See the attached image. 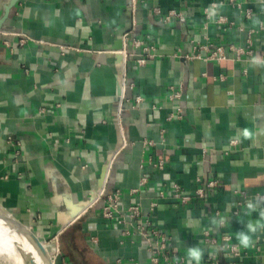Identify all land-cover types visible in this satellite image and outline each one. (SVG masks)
I'll return each mask as SVG.
<instances>
[{
  "label": "crops",
  "instance_id": "crops-1",
  "mask_svg": "<svg viewBox=\"0 0 264 264\" xmlns=\"http://www.w3.org/2000/svg\"><path fill=\"white\" fill-rule=\"evenodd\" d=\"M211 45L226 58L205 59ZM254 58L264 60V0H0V203L58 246L52 264H188L190 247L200 264H264V230L247 248L237 239L264 209ZM115 191L120 212L107 219ZM133 204L167 236L158 262L118 222Z\"/></svg>",
  "mask_w": 264,
  "mask_h": 264
},
{
  "label": "built area",
  "instance_id": "built-area-1",
  "mask_svg": "<svg viewBox=\"0 0 264 264\" xmlns=\"http://www.w3.org/2000/svg\"><path fill=\"white\" fill-rule=\"evenodd\" d=\"M234 1V0H230ZM180 16V19H182L181 14L178 13ZM138 44V42H135ZM203 50H206L208 53L205 57V59H211V60H223L226 58L225 54V49L221 45H211L210 47L204 46L202 47ZM194 56L197 57H202L199 54H196ZM151 57V55H149ZM137 63L139 65H144L146 63V58L145 57H138ZM123 81H125V78H123ZM180 96V92L178 90H175L174 87H170V92H169V99L174 100ZM135 103L138 105L142 101V97H136L135 98ZM179 112V111H178ZM178 117H180V113L176 114ZM173 115H169L168 119H170ZM145 144H151L150 141H144ZM149 163L158 168H163L164 167V162L161 161H149ZM142 166V165H141ZM146 182V177L143 175L141 177L140 183L144 184ZM215 182L210 181L207 183V186L211 187L214 186ZM174 188L178 189L176 184H173ZM204 187H199L196 189L195 194L199 197H202L204 194ZM104 193V189L102 188L101 192L99 193V197ZM160 196H163V193L160 192ZM174 196L179 197L183 203L190 201V197L188 195H180L178 192L174 193ZM119 200H120V195L118 191H115L113 193H110L107 196V203L102 207V214L105 218L107 219H116L117 214L120 212L119 209ZM156 205L155 201H152L150 203V208H154ZM142 211L139 205L133 204L130 205L127 210L125 215H122L121 218L118 219V222H125L128 225H132L134 232L139 233V235L142 236L144 239V243L146 246V250L149 254L150 260L152 262H158L159 259L161 258V255L163 253H166L165 249L167 247V236L165 233L161 232L159 229L154 228L152 225L150 226L148 219L146 218L145 220L141 219ZM123 234H130V230L126 229L122 231ZM205 238L207 241L214 243L215 240L210 236V233L208 231L205 232ZM223 239L226 241L225 247L230 250L233 254L237 255L239 254L238 249L232 245H229L228 241L230 239L229 236L225 235ZM59 249L58 246L54 247V251L52 253V258H54L56 255H58ZM164 258L166 260V264H181L180 261H175V259H169L167 256ZM212 264H217V262L212 259L210 261Z\"/></svg>",
  "mask_w": 264,
  "mask_h": 264
},
{
  "label": "bare ground",
  "instance_id": "bare-ground-1",
  "mask_svg": "<svg viewBox=\"0 0 264 264\" xmlns=\"http://www.w3.org/2000/svg\"><path fill=\"white\" fill-rule=\"evenodd\" d=\"M43 246L48 256L40 253L32 239L18 227L0 218V254L10 258L13 264H51V249L44 243Z\"/></svg>",
  "mask_w": 264,
  "mask_h": 264
},
{
  "label": "clouds",
  "instance_id": "clouds-1",
  "mask_svg": "<svg viewBox=\"0 0 264 264\" xmlns=\"http://www.w3.org/2000/svg\"><path fill=\"white\" fill-rule=\"evenodd\" d=\"M253 65H260L264 64V60L260 58H254L252 61ZM244 135H248L247 130H245ZM247 208L249 212L256 210V206L252 202H248ZM260 219L256 222H249L246 225L247 232L241 231L237 233V239L239 240L240 244L247 248L252 243L251 236L248 233H255L258 229L264 230V209L260 210L259 213ZM221 223H224L221 221ZM203 252L198 247H190L188 249V264H192L195 261V264H200V260L202 258Z\"/></svg>",
  "mask_w": 264,
  "mask_h": 264
},
{
  "label": "water",
  "instance_id": "water-1",
  "mask_svg": "<svg viewBox=\"0 0 264 264\" xmlns=\"http://www.w3.org/2000/svg\"><path fill=\"white\" fill-rule=\"evenodd\" d=\"M0 218L6 222H10L13 226L18 227L22 232H24L26 235L29 236L30 239H32V241L34 242L35 246L37 247V249L39 250L40 253H42L43 255H47V251L45 249V246H43V242H41L33 233V231L25 226L24 224H22L18 219H16L9 211H7L3 205L0 203ZM54 251L51 250L49 253V255L51 256L52 253ZM49 256V257H50ZM51 264H52V260H51Z\"/></svg>",
  "mask_w": 264,
  "mask_h": 264
},
{
  "label": "rangeland",
  "instance_id": "rangeland-1",
  "mask_svg": "<svg viewBox=\"0 0 264 264\" xmlns=\"http://www.w3.org/2000/svg\"><path fill=\"white\" fill-rule=\"evenodd\" d=\"M50 257L52 260V256H50ZM0 264H13V261L10 258H8L7 256L0 254Z\"/></svg>",
  "mask_w": 264,
  "mask_h": 264
}]
</instances>
